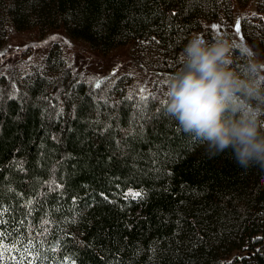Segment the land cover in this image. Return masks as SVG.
I'll list each match as a JSON object with an SVG mask.
<instances>
[{
	"label": "trees",
	"instance_id": "trees-1",
	"mask_svg": "<svg viewBox=\"0 0 264 264\" xmlns=\"http://www.w3.org/2000/svg\"><path fill=\"white\" fill-rule=\"evenodd\" d=\"M253 3L239 27L264 55V0H0L1 43L131 44L156 77L145 93L128 71L95 87L59 43L0 71V264H264V168L208 155L166 111L191 37L235 42L244 70L233 28Z\"/></svg>",
	"mask_w": 264,
	"mask_h": 264
},
{
	"label": "clouds",
	"instance_id": "clouds-1",
	"mask_svg": "<svg viewBox=\"0 0 264 264\" xmlns=\"http://www.w3.org/2000/svg\"><path fill=\"white\" fill-rule=\"evenodd\" d=\"M235 47L223 37L214 43L191 37L170 77L166 111L201 139L208 155L227 150L245 170L264 168V58L242 48L244 70H236Z\"/></svg>",
	"mask_w": 264,
	"mask_h": 264
},
{
	"label": "rangeland",
	"instance_id": "rangeland-1",
	"mask_svg": "<svg viewBox=\"0 0 264 264\" xmlns=\"http://www.w3.org/2000/svg\"><path fill=\"white\" fill-rule=\"evenodd\" d=\"M254 10L255 3L248 10H242L238 13L236 22H234V35L241 47L248 48L252 53L264 58V55L245 42L240 27L239 31H236V25L240 23L242 17ZM213 27L217 29L216 25ZM199 36L201 37V35ZM54 43H59L63 47L73 69L95 87H99L107 80L115 78L116 75L128 71L135 75L136 87L145 93L156 79L154 75L142 70L130 61L131 44L119 47L108 54H101L89 49L80 40L70 38L60 30L45 36L39 35L36 31H12L7 41L0 44V71L5 72L13 66H23L39 59ZM136 193L138 192L131 188L127 190V194L135 196ZM244 253L246 252L236 251L234 255Z\"/></svg>",
	"mask_w": 264,
	"mask_h": 264
},
{
	"label": "snow or ice",
	"instance_id": "snow-or-ice-1",
	"mask_svg": "<svg viewBox=\"0 0 264 264\" xmlns=\"http://www.w3.org/2000/svg\"><path fill=\"white\" fill-rule=\"evenodd\" d=\"M214 27H215V26H214ZM236 31H237V32L239 31V23H237V25H236ZM136 195L139 196L140 194H139V193H136ZM73 264H74V262H73Z\"/></svg>",
	"mask_w": 264,
	"mask_h": 264
},
{
	"label": "bare ground",
	"instance_id": "bare-ground-1",
	"mask_svg": "<svg viewBox=\"0 0 264 264\" xmlns=\"http://www.w3.org/2000/svg\"><path fill=\"white\" fill-rule=\"evenodd\" d=\"M0 43H1V42H0ZM31 52H32V50H31ZM24 53H25V52H24ZM22 62H23V61H22ZM20 66H21V65H20ZM24 74H25V73H24ZM24 74H23V75H24Z\"/></svg>",
	"mask_w": 264,
	"mask_h": 264
}]
</instances>
